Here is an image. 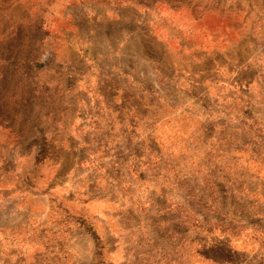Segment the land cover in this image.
<instances>
[{"label":"rangeland","instance_id":"rangeland-1","mask_svg":"<svg viewBox=\"0 0 264 264\" xmlns=\"http://www.w3.org/2000/svg\"><path fill=\"white\" fill-rule=\"evenodd\" d=\"M0 264H264V0H0Z\"/></svg>","mask_w":264,"mask_h":264}]
</instances>
